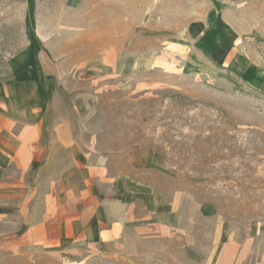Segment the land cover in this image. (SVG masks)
Segmentation results:
<instances>
[{
  "label": "rangeland",
  "instance_id": "374dc122",
  "mask_svg": "<svg viewBox=\"0 0 264 264\" xmlns=\"http://www.w3.org/2000/svg\"><path fill=\"white\" fill-rule=\"evenodd\" d=\"M30 41L89 160L166 204L121 243L0 264H264V0H0V80Z\"/></svg>",
  "mask_w": 264,
  "mask_h": 264
},
{
  "label": "crops",
  "instance_id": "0c3cea01",
  "mask_svg": "<svg viewBox=\"0 0 264 264\" xmlns=\"http://www.w3.org/2000/svg\"><path fill=\"white\" fill-rule=\"evenodd\" d=\"M41 51L28 42L0 80V252L68 253L80 243H121L128 228L149 229L163 193L89 160L70 123L54 117L56 83Z\"/></svg>",
  "mask_w": 264,
  "mask_h": 264
},
{
  "label": "trees",
  "instance_id": "16d2710c",
  "mask_svg": "<svg viewBox=\"0 0 264 264\" xmlns=\"http://www.w3.org/2000/svg\"><path fill=\"white\" fill-rule=\"evenodd\" d=\"M24 47H22L21 49H23ZM20 49V50H21ZM20 50H18L17 52H15L14 54H16V53H18ZM14 54H12L11 56H13ZM8 70H9V68H8ZM9 74H10V72H9Z\"/></svg>",
  "mask_w": 264,
  "mask_h": 264
}]
</instances>
